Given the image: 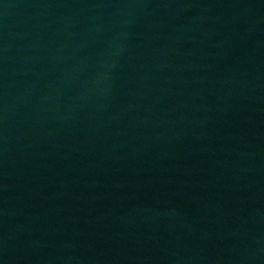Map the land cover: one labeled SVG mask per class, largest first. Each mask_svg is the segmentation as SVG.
<instances>
[{
  "label": "water",
  "instance_id": "water-1",
  "mask_svg": "<svg viewBox=\"0 0 264 264\" xmlns=\"http://www.w3.org/2000/svg\"><path fill=\"white\" fill-rule=\"evenodd\" d=\"M0 264H264V0H0Z\"/></svg>",
  "mask_w": 264,
  "mask_h": 264
}]
</instances>
